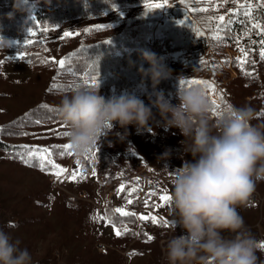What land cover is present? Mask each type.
Masks as SVG:
<instances>
[{
    "label": "rangeland",
    "instance_id": "obj_1",
    "mask_svg": "<svg viewBox=\"0 0 264 264\" xmlns=\"http://www.w3.org/2000/svg\"><path fill=\"white\" fill-rule=\"evenodd\" d=\"M193 1L189 5L183 2H166V6L157 15L158 27L150 37L154 36L156 43L158 29L165 26L168 16L174 10L186 12L189 20L193 22L192 32L195 27L201 29L202 34L196 36L202 38L203 44L196 58L204 63L205 69L201 72L194 69L195 73L190 75L191 72H188V75L186 69L190 61L186 56L167 48L156 49L154 53L162 58V63L170 72L168 77L177 81L194 79L214 84L217 92L207 91L210 102L216 99L219 104L215 112L211 105L214 118L221 116L217 112L221 114L224 106L250 105L256 110V119L252 124L264 125V60L260 59L259 43L251 40L252 33H240L236 41L224 48V56H221L217 51L218 32L210 29L200 19L202 13H206L215 22L219 21L218 17L221 15L227 21L231 12L238 9V5L229 4V1L242 0ZM251 5L249 2L248 8ZM140 10L136 6L124 7L103 18L68 23L49 33L42 41L57 44L56 51L60 49L61 53L78 36L65 37V32L80 34L83 30L101 25L119 27L139 16ZM258 33L259 30L255 32L256 35ZM193 36L194 34L192 38ZM4 40L10 43L9 46L0 47V129L44 100L60 105L61 99L71 94L50 95L47 89L53 66L32 65L24 57V52L17 48L15 40ZM245 41L248 42L244 48L248 56L247 62L241 66L240 61L245 57L243 54L237 57L235 49ZM60 53H56V61L61 60ZM249 61L253 66L252 70L245 68ZM89 85L91 83L85 86L99 88V94L105 97L102 83H97L98 86L95 87ZM151 92L148 88L138 87L120 94H135L147 105L148 94ZM220 93L223 95V103L219 99ZM120 94L111 91V97ZM165 97L172 102V97ZM152 111L154 119L149 121V130H138L135 125L121 128L114 124L113 129L102 134L97 144L85 156H79L71 149H68L70 152L67 156L60 152L68 142L67 136L63 135L67 129L58 125L34 130L23 138L7 140L27 146V149L49 148L52 161L68 170L61 176L62 179L59 178V182H54L50 179L55 171L51 165H48L47 171H41L38 158L25 163L12 159L7 152L0 151V230L21 241L20 247L29 250L33 264H168L164 250L166 242L170 236L184 234V230L177 227L175 231L171 204L160 201L159 197L165 192L171 195L172 171L182 166L185 159L191 160L192 157L183 153L181 141L184 137L179 129H166L158 110L152 108ZM101 145L117 164L116 173L112 175L100 176L97 172V151ZM169 150L170 157L166 161L160 159ZM89 170L95 172V175L89 177ZM75 171L80 175L75 180L69 179ZM107 178L111 182H119L116 190L120 185H125V190L120 193L117 191L113 201L107 200L106 190L101 186ZM65 179L67 182H64ZM132 189L136 190L131 191ZM82 192L88 198L80 197ZM129 199L132 200L131 204L127 203ZM101 203L105 206L103 210L98 207ZM109 204L117 217H121L115 212L117 207L135 213L136 226L119 227L123 234L117 236L113 226L105 218ZM237 211L244 219L246 230L257 242V264H264V247H261L264 245V181L257 182L256 190L248 203L238 207ZM141 214L156 216L159 222L154 224L151 220H141ZM164 221L168 223L165 224ZM149 223L152 225L148 226ZM141 226L145 230V239H139ZM133 230L135 235L132 236ZM148 235L154 239L149 241Z\"/></svg>",
    "mask_w": 264,
    "mask_h": 264
},
{
    "label": "clouds",
    "instance_id": "obj_2",
    "mask_svg": "<svg viewBox=\"0 0 264 264\" xmlns=\"http://www.w3.org/2000/svg\"><path fill=\"white\" fill-rule=\"evenodd\" d=\"M9 43L0 38V47ZM142 57L150 65L141 68L151 79L149 104L131 93L105 99L99 88L87 86L61 99L59 113L68 126L71 151L87 155L114 124L149 130L156 108L166 129H179L183 153L192 157L172 171L173 224L184 234L167 240L168 264H257V242L237 211L248 203L257 182L264 181V125L252 124L256 110L250 105L231 106L214 118L207 92L198 86L180 87L179 102L173 104L156 90L170 74L162 58L148 50ZM169 157L170 150L160 159ZM20 244L0 230V264H33L31 253Z\"/></svg>",
    "mask_w": 264,
    "mask_h": 264
},
{
    "label": "trees",
    "instance_id": "obj_3",
    "mask_svg": "<svg viewBox=\"0 0 264 264\" xmlns=\"http://www.w3.org/2000/svg\"><path fill=\"white\" fill-rule=\"evenodd\" d=\"M170 1L183 2L185 5L194 2L167 0ZM252 1H229V4L238 5V9L231 12L227 21L215 22L206 13L200 16L210 29L218 32L216 48L221 56H224V48L236 41L241 31L245 32L244 35L252 33L254 37L257 29L253 27V23L264 25V3L258 0L253 4ZM154 2L161 0H0V38L15 40L17 48L24 52V57L32 65L53 66L47 89L50 95L72 93L77 87L85 86L93 79L102 83L106 92L105 99L111 97L112 90L117 94L133 91L138 87L153 91L150 77L143 76L141 72V68L146 70L150 67L142 57L145 50L154 52L156 49L167 48L186 56L190 61L186 74H194V69L200 72L205 69L204 63L196 58L203 40L197 36H193L196 40L192 38L193 22L182 10H174L168 16L165 26L158 29L159 37L156 43H148L158 27L156 22L160 9L151 7ZM249 2L252 3L250 8L247 6ZM17 3L19 8L16 7ZM135 6L141 8L140 14L127 24L119 27L101 25L83 30L61 53L60 49L56 51L57 44L42 41L49 33L68 23L103 18L116 9ZM30 30L36 34L31 35ZM57 52L60 53L61 59L66 61L64 68L52 62ZM245 68L253 69L250 61ZM192 80L194 79L184 81ZM180 82L168 77L157 85L156 90L172 97V103L176 104L179 102L177 94L181 87ZM226 107H223L222 115L226 112ZM50 125H58L63 129L68 127L60 117L59 105L44 100L0 129V151L7 152L12 159L24 161L21 157L25 155L26 148L8 141L26 137L32 131ZM60 152L67 156L70 150L61 149ZM97 154L98 174L104 176L116 173L117 164L104 146L98 147ZM105 218L116 228L127 225L134 227L137 224L133 215L115 216L111 204L106 208ZM143 228L141 226L138 232L139 239H145ZM131 235H135L134 230Z\"/></svg>",
    "mask_w": 264,
    "mask_h": 264
},
{
    "label": "snow or ice",
    "instance_id": "obj_4",
    "mask_svg": "<svg viewBox=\"0 0 264 264\" xmlns=\"http://www.w3.org/2000/svg\"><path fill=\"white\" fill-rule=\"evenodd\" d=\"M166 2L167 0H161V2H154L151 7L156 8V9H162L166 6ZM262 3H264V0H262ZM202 11H207V9H202ZM212 19V18H210ZM218 20L220 22H223L225 20V17L223 15L218 17ZM182 23V21H181ZM254 28H256L257 30H259V33L261 35V39L259 41V55H260V59L264 60V25L261 24H255L253 26ZM30 34L31 35H35L36 33L34 31L30 30ZM202 33L199 32V30H197V35H201ZM72 35H79V33H71V32H65L64 36L68 37V36H72ZM30 42V41H29ZM243 55L245 57L244 60H241V66L247 62V56H248V52L246 50H242ZM54 63H57L59 65L60 68H64L65 66V60L61 59L59 61H55V59L53 58ZM247 75H252V73H246ZM181 87H193V86H201L203 89H205V91H210L212 93H216L217 90L214 86L213 83H210L208 81H201V80H192V81H181L180 82ZM90 87H95L98 86L97 85V81L95 79L92 80L91 85H89ZM219 99L220 102L223 103V95L222 93L219 94ZM211 105L213 108V111H217L219 108V104L217 103L216 99L211 100ZM231 105H227L226 107V111L228 109H230ZM218 115H222L219 112H217ZM37 123H39V121H37ZM63 135L67 136V132H64ZM70 145L66 144L63 146L64 150L67 151L68 149H70ZM26 148V153L23 157H21L25 163H28L29 160L33 159V158H38V160L40 161L39 163V167L41 171H47L48 170V165H51V168L54 169L55 171L52 172L53 175H55L58 179L68 170L65 168H61L58 164H55L52 159H51V155L52 152L49 148H42V149H27V146H25ZM77 175H80V173L78 171H75L71 174V176L69 177V179L75 180L77 178ZM93 175H95V172H93ZM125 190V185H120L119 189L117 190L118 193L123 192ZM136 189H132L131 191H135ZM131 194V193H129ZM160 201H163L164 203H170L171 202V195L168 194L167 192H165L164 194L160 195L159 197ZM128 204L132 203V200L129 199L127 201ZM147 203V201L145 202ZM115 212L119 213L121 216H129V215H136L135 213H130L128 211H126L124 208L122 207H117L115 209ZM141 220H151L152 223H158V218L156 216H149L147 214H141L139 217ZM165 224H167V221H164ZM115 234L117 236L122 235L123 233L121 232V230L119 228H116L115 225H113ZM126 231V230H125ZM147 239L149 241H151L152 239H154L151 235L147 236ZM261 247H264V245H261Z\"/></svg>",
    "mask_w": 264,
    "mask_h": 264
},
{
    "label": "built area",
    "instance_id": "obj_5",
    "mask_svg": "<svg viewBox=\"0 0 264 264\" xmlns=\"http://www.w3.org/2000/svg\"><path fill=\"white\" fill-rule=\"evenodd\" d=\"M257 2H258V0H253V1H252L253 4H255V3H257ZM162 24H163V23H162ZM255 24H257V22H254V23H253V26H254ZM197 30H199V32H200L201 29H197V28L195 27L194 35H197ZM240 33H241V34H244L245 32H244V31H241ZM260 39H261V35H260V33H258L256 36H254V37L251 38V40H252L254 43H259ZM148 42H154V43H155L154 36L150 37ZM246 43H248V42L245 41V43L240 44V45H237V49H235V50H236V53H237V57H241V56H242V54H243L242 50H244L245 46L247 45ZM207 49H210V47L208 46ZM155 54H156L157 57H158V53H155ZM210 55H211V49H210ZM88 176H89V177H90V176H93V171L89 170V172H88ZM50 179L53 180L54 182H55V181H56V182H59L60 179H62V177H60V179H58L56 176H53V175H52V176H50ZM64 182H67V179H65ZM118 185H119V182H118V181H113V182H111V181L109 180V178H107V180H106L105 183H101V186H103V187L105 188V190H106V196H107L106 198H107L108 201H113V200L116 198V194H117V190H116V189H117V186H118ZM80 197L88 198V196H87V194H86L85 192H82V193L80 194ZM254 198L256 199V196H255V195H254ZM98 207H99L100 209H102V210L105 209V206H104L102 203H101ZM151 225H152L151 223L148 224V226H151ZM171 237H172V236H170L169 239H170ZM164 250H166V249H164Z\"/></svg>",
    "mask_w": 264,
    "mask_h": 264
},
{
    "label": "bare ground",
    "instance_id": "obj_6",
    "mask_svg": "<svg viewBox=\"0 0 264 264\" xmlns=\"http://www.w3.org/2000/svg\"><path fill=\"white\" fill-rule=\"evenodd\" d=\"M194 36H196V35H194Z\"/></svg>",
    "mask_w": 264,
    "mask_h": 264
}]
</instances>
